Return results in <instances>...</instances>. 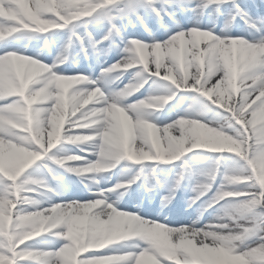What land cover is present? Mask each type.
I'll return each mask as SVG.
<instances>
[{"label": "clouds", "instance_id": "clouds-1", "mask_svg": "<svg viewBox=\"0 0 264 264\" xmlns=\"http://www.w3.org/2000/svg\"><path fill=\"white\" fill-rule=\"evenodd\" d=\"M155 2L156 0H150V4ZM163 3L171 4L172 0H163ZM221 3H227V0H197L195 7L190 10L203 17L210 5H217L214 11L219 12L218 6ZM44 5L37 12L24 13L19 27L0 23V37L14 34L13 42H25L23 50L10 51L3 57L17 69L23 70L17 72L18 84L8 93L18 97L8 109L9 115L16 121L12 128L18 129L20 133L16 135V140L25 143L30 138L42 140L43 134L47 132L50 148L53 141L61 145L53 159L62 162V168L75 174L89 191L95 189V193L103 197L96 200L95 205H106L113 212L114 215L107 218L102 231L74 234L77 250L103 247L110 243H122L124 247L132 249L147 245V249L140 253L137 264H157L156 255L173 254V242L180 233L170 231L160 224L150 229L143 228L138 215L116 212V209L125 196L131 194L132 185L141 178L144 181L143 192L155 200L154 189L157 185L150 184L155 168L146 171L145 163H171V156L180 147L174 143L156 147L160 130L154 122L158 118L156 114L163 111L176 93L164 86L144 98L130 100L147 83L143 69L136 72L132 80L122 88L112 89L111 84L119 80L120 76L113 77L109 74H122L119 71L120 64L135 67L128 60H120L116 66L102 69L103 75L99 79L104 82L107 92L102 91L101 87L89 90L84 86L88 77L83 75L60 74L57 69L70 60L67 45L52 56L50 64L39 57L46 53L51 55L49 37L55 34L54 30L72 25L73 19L79 21L80 17L88 16L89 12L86 7H75L63 0H44ZM181 10L185 9L182 7ZM169 16L174 20L172 13ZM94 19L99 20L100 17ZM107 20L110 24L108 33L101 41L91 40L94 52L98 51L97 44L103 40H108L113 35L122 36L121 29L113 22L115 17L111 15ZM233 20L234 18L226 22L221 29V36L213 35L214 25L207 31H200V20L196 21L195 27L190 28V31H196L206 38L202 46L208 49L207 62L214 69L207 81L212 86L200 96L206 99L197 98L196 108L165 124L164 134L178 132V135H171L172 141L198 143L213 152H226L238 158L229 165L224 183L217 192L201 205L193 225L199 223L203 213L209 209L214 210L212 221L189 229L188 234L192 236V242L205 244L207 250L226 257L225 264H264V191L257 190L254 184L243 183L250 178V166L258 175L264 176V18L253 20L248 17L245 21L247 35L239 36L230 34ZM91 22L93 21H84V24L86 26ZM174 22L179 27V22ZM29 44H32V55L24 54ZM223 53L228 54V61L225 63H222ZM87 58L85 53V59ZM196 74L199 76V68ZM29 85H32L31 89ZM253 97L252 103H248ZM93 103L102 107L89 108ZM69 111L72 116L79 114V120L73 125L79 129L102 128L101 115L116 113L126 133L124 142L119 145L104 143L101 147V141L97 139L98 132L65 133L64 124L69 119ZM2 121L3 116H0V122ZM0 131L6 129L0 126ZM146 132L151 133V138L145 135ZM72 148L85 155L73 154ZM216 163L214 161L203 173L205 179L198 182L194 189L199 194L192 198L189 207L211 190L217 175ZM135 166L140 167L137 169ZM177 175L178 178L168 193L160 198L161 210L171 205L176 198L183 173ZM53 178L58 179L55 176ZM113 179L115 183L111 187H102V184ZM33 185L46 191L38 192ZM19 191L21 203L34 208L42 201L26 193H37L42 197L58 194L48 187L46 181L31 176H26L21 181ZM113 205L116 207L113 208ZM46 211L44 208L34 211L21 209L17 225L21 240L41 236L47 226L53 224V217L46 215ZM100 212L104 215L105 209L101 208ZM47 242L54 244V241ZM148 249L151 250L150 253ZM46 264L54 262L47 261Z\"/></svg>", "mask_w": 264, "mask_h": 264}, {"label": "snow or ice", "instance_id": "snow-or-ice-1", "mask_svg": "<svg viewBox=\"0 0 264 264\" xmlns=\"http://www.w3.org/2000/svg\"><path fill=\"white\" fill-rule=\"evenodd\" d=\"M24 2L32 12H37L45 6L44 0H24ZM63 2L79 8L86 7L89 15L79 19L96 17L110 19L111 15L106 9L116 4L117 0H63ZM20 3L21 0H0V9L7 12L6 15H0V23L19 27V21L25 13L24 8L20 7ZM229 3L233 4L236 14L246 21L249 16L236 4V0H229ZM137 4L150 7L157 17H161L163 10L157 9L155 3L150 4V0H136V3H133V0H127L126 7L120 9V12L123 14L134 12ZM232 17L235 19V15ZM138 18L143 23V19ZM74 21L77 20L73 19L72 23ZM200 31H207V29H200ZM73 35L75 36V33ZM213 35L221 36V34L217 35L215 33ZM13 36L14 34H9L0 37V43L7 45L8 41L13 39ZM77 39L80 38L77 37ZM203 42L204 40L201 39L198 32L190 31V29L179 30L166 40H153L151 43L132 38L128 41L124 49L126 54L121 60L134 63L135 67L138 66L143 69L149 77H157L160 80L170 82L175 90L191 91L202 96L212 86L207 81L212 71H214L212 65L207 62L209 51L202 46ZM81 44L83 47V41H81ZM181 44H183V49H181ZM193 49L196 51L193 52ZM10 51L17 50H7L6 48L5 51L0 52V101H2L0 103V116H3L0 126L6 129V131H0V264H46L47 261H52L54 264H137L140 253L147 249V245L132 249L124 246L116 247L118 243H110L103 247H87L77 250L73 240L74 234L78 232L87 234L92 230L102 231L107 218L114 215L110 209L106 208V205H95L96 200L103 199L99 193H95L94 199L66 201L44 208L47 210L46 215L53 217V224L47 226L46 231L41 236L44 234L56 235L65 241L63 245H67V247L62 245L58 249L43 250L27 244L28 241L40 236L21 240L17 227L18 213L21 212V208L18 206L24 204L20 200L19 188L21 181L26 177L24 175L26 170L36 162L44 159L52 160L60 167H62V162L53 159L55 153H52V149L56 148L59 143L53 141V146L50 148L47 132L43 134L42 140L30 138L27 143L16 140V135L20 133L18 129L12 128V124L16 121L11 118L8 109L9 105L18 97L10 96L8 93L18 84L17 72L23 70L17 69L9 61L3 59L6 53ZM227 61L228 54L223 53L222 63ZM118 62L112 64L109 68L116 66ZM153 64L154 68L151 67ZM132 68L131 64L127 67L123 64L119 65L120 72ZM193 68L195 72L190 71ZM197 68L200 69L199 76L196 74ZM79 75L85 76L84 74ZM84 86L89 90L98 87L89 78ZM31 87L32 85H29V89ZM54 87L56 86L54 85ZM252 99L254 97L250 98L248 103H252ZM88 107H102V105L93 103ZM78 120L79 114L72 116L71 111H69V119L67 120V126L64 124V132L67 134H78L80 132L93 134L98 132L97 139L101 141V147L104 143L119 145L125 140L126 133L117 114L114 112L101 115L102 128H74L73 125ZM158 128L160 131L157 135L156 147H166L168 143L180 145L171 156L172 162L179 160L186 153L193 150L225 153L221 151L213 152L198 143L184 144L183 141H172L170 137L173 133L164 134L165 125H158ZM49 131H51V128H49ZM145 135L151 138L150 132H146ZM45 167H48V165L46 164ZM49 171L51 172V169ZM249 172L251 173L250 178L244 180L243 183L254 184L257 190L264 191V176L258 175L251 166ZM243 198L247 197H229V199ZM115 207L113 205V208ZM101 208L105 209L104 215L100 212ZM116 212L129 211L117 208ZM134 214L140 217L143 228L150 229L160 224L170 231L180 233L173 242L175 245L173 254L170 256L156 255L157 264H225L227 258L207 250V245L200 243L192 245V236L188 234V230L195 227L194 225L173 227L159 220L150 219L138 213ZM185 241H188V243H185ZM148 252L150 253L151 250L148 249ZM129 253H131V256H129ZM235 254L232 253V255Z\"/></svg>", "mask_w": 264, "mask_h": 264}, {"label": "rangeland", "instance_id": "rangeland-1", "mask_svg": "<svg viewBox=\"0 0 264 264\" xmlns=\"http://www.w3.org/2000/svg\"><path fill=\"white\" fill-rule=\"evenodd\" d=\"M157 2H159V0H156L155 3H157ZM126 3H127V0L126 1H117L116 4L109 6V9L112 8L115 5H120V6L125 8L126 7ZM133 3H136V0H133ZM138 8H143V4H137L136 9H138ZM0 10L3 12V9H0ZM27 12L28 11H25V13H27ZM118 12L120 13V15H117ZM109 14L114 16L115 18H119L120 20H123V19L127 18V14L121 13L120 10H117L116 12H110ZM131 17H132V15H131ZM84 21H93V22L89 23L88 26L89 25L97 26V31H102V32H104L103 26H99V24L104 23V22L109 23L106 17H100L99 20H95L94 18H82L79 21H74L72 25H69V26L63 28L65 30V32H66V35L68 36V34H69V40H68L69 43H70V41L72 39L73 32L75 33V35L81 34V32H83L82 30H80V28H82V26H84ZM73 25H75L76 27L78 26V29L81 32H77L78 30L77 31L70 30V32H69L67 29L68 28H72ZM246 28H247V26H246ZM104 36H105V32H104L103 36H100V38L96 39L95 41H101ZM58 38L59 39L61 38L60 34H58ZM132 38L139 39L138 37H131V38L127 37V38H125L124 42L122 43V45H120V48H118L116 50V53L114 54L113 57L109 56L110 54L107 55V53H109V51H110L111 45H113L112 44V42L114 41L113 39L109 38L107 40V45H106L105 41H103L102 43H98L97 44L98 52L100 54L104 53L102 55L101 59L102 60L110 59L109 62H113V64L116 63L117 61H119L122 57L125 56L126 53L124 52V49H125L128 41L130 39H132ZM166 39H168V38H166ZM201 39L204 40L206 38L205 37H201ZM80 40H81V36H80ZM148 42L151 43L152 41H148ZM64 45L65 44L62 43L61 44V48ZM138 69L137 68L135 69V70H137L136 72H138ZM132 70H130L129 72L127 71V72L130 73ZM143 76L146 77V78L149 77L148 74L145 73V72L143 73ZM150 83H151L150 87H153V89L159 88V90H161L164 86H166L167 88L174 90V87L170 84V82L160 80L157 77H153L152 80L150 81ZM159 90H156V91H159ZM180 91H181L182 95H185V96L188 97V101L187 102L189 103V105L187 103L188 106L186 107V109H183L184 111L179 116L184 115L190 109L196 108L197 107V98L200 99V100L206 99V98L200 97L195 92L184 91V90H180ZM176 96L177 97L179 96L178 92H176ZM1 103H2V101H1ZM218 111H222V110L218 109ZM60 148H61V145L58 144L56 148L52 149V153L56 154L59 151ZM72 153L73 154H77V155H82V156L85 155V153L79 152V150L76 149V148H72ZM184 156L192 159L193 162L196 164V167H197V171H195V173L197 175V178L196 179H189V182L185 185L186 187H191L192 186V189H193L194 192H196L194 189L197 186V183L200 182V181H203L205 179L203 173H205L208 170V168L211 167V165H212V163L214 161L217 162L216 163L217 171H220L219 173H217L215 181L213 182V183H215V185H214L215 192H217V190L219 189L220 185L222 183H224V177H225V174L228 172L229 165L231 164L232 161L238 159L237 157H235L234 154H230V153H226V152L225 153H212V152H210L208 150H193V151H191L189 153H186ZM91 158H93V157H89V159H91ZM147 163L152 165V163H160V162H147ZM46 164L48 165V167H46L47 169L48 168L50 169V167H49L50 164L56 165L52 160L44 159V160L38 161L34 165H32L28 170H26L24 175L25 176H31L32 178H36V179H40V177H41V178H43L41 180L46 181L48 187H51L49 185L48 177L47 176L44 177L46 171L44 170L43 167H45ZM145 165H147V164H145ZM32 187H37V186L33 185ZM37 191L38 192L46 191V189L37 187ZM92 191L95 192V190H92ZM26 194L34 196L36 199L42 201L41 204L38 205L37 208H34L31 205H19L18 206L19 208L25 209L27 211L38 210V208H47V207H50V206H52L54 204H57V203L69 201V199H62V200L55 199V196L52 195V194H48V196H45V197L39 196V195H37V193H26ZM88 196H91V197L89 198ZM94 198H95V195L92 197V195H89V193H83L82 196H81V199L76 200V201L90 200V199H94ZM125 211H129V210H125ZM129 212H133V211H129ZM133 213H137V212H133ZM211 215L212 214H210L209 217ZM211 221H212V219L209 220L208 222H211ZM204 224H205V221L200 223L196 227H201ZM47 241H54V244H50ZM64 243H65V241L62 238H60L58 236H55V235H52V234H44V235H42L40 237H37V238L27 242V244L33 245L36 248L43 249V250L58 249ZM121 246H123L122 243H118L116 245V247H121Z\"/></svg>", "mask_w": 264, "mask_h": 264}, {"label": "bare ground", "instance_id": "bare-ground-1", "mask_svg": "<svg viewBox=\"0 0 264 264\" xmlns=\"http://www.w3.org/2000/svg\"><path fill=\"white\" fill-rule=\"evenodd\" d=\"M263 6H264V5H263ZM20 7L24 8L25 11H28V12L31 11L30 9L27 8L26 3L24 2V0H21ZM2 13H3L4 15L7 14L6 10H4V9H3V12L0 10V15H3ZM179 15H180V13H179ZM217 18H218V17H217ZM188 29H190V28H188ZM230 34H231V33H230ZM122 58H123V57H122ZM122 58H121V59H122ZM121 59H120V60H121ZM120 60H119V61H120ZM151 67L154 68V64L151 65ZM138 68H139L138 71H141V70H142L140 67H138ZM190 71H191V72H195V69L193 68V69H191ZM162 74H163V69H162ZM102 75H103V73L101 72V73H100V77H101ZM101 81H102V80L99 79V82H101ZM129 82H130V80H129V81H126V82H123V84L120 83V84H121V88H122L125 84H127V83H129ZM214 82H215V81L213 80V83H214ZM112 84H114V83H112ZM102 91L107 92V91H106V88L102 89ZM0 103H1V101H0ZM170 122H172V121H169L168 123H170ZM165 124H167V123H165ZM165 124H164V125H165ZM65 126H67V121L65 122ZM178 134H179L178 132H174V133H173V135H178ZM162 143H164V141H162ZM119 206H125V204L120 203ZM160 219H161V220H164V219H162V218H160ZM160 222H162V221H160ZM163 222H164V221H163ZM208 223H209V222H208ZM194 244H195V242L193 241V242H192V245L194 246Z\"/></svg>", "mask_w": 264, "mask_h": 264}]
</instances>
